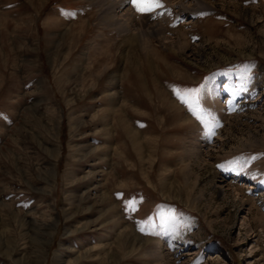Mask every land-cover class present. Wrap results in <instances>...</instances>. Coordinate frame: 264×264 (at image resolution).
Here are the masks:
<instances>
[{
    "label": "rangeland",
    "instance_id": "1",
    "mask_svg": "<svg viewBox=\"0 0 264 264\" xmlns=\"http://www.w3.org/2000/svg\"><path fill=\"white\" fill-rule=\"evenodd\" d=\"M118 1L0 0V264H264V0Z\"/></svg>",
    "mask_w": 264,
    "mask_h": 264
},
{
    "label": "snow or ice",
    "instance_id": "2",
    "mask_svg": "<svg viewBox=\"0 0 264 264\" xmlns=\"http://www.w3.org/2000/svg\"><path fill=\"white\" fill-rule=\"evenodd\" d=\"M131 3L135 7V9L140 13L152 12L155 8H159L162 6L160 0H131ZM199 92H200L199 88L187 90V94L189 97L197 96ZM180 98L183 102L189 103L191 107V103L189 99H187L185 96H181ZM129 203L134 204V202L132 201H130ZM133 210L135 209L133 208Z\"/></svg>",
    "mask_w": 264,
    "mask_h": 264
},
{
    "label": "bare ground",
    "instance_id": "3",
    "mask_svg": "<svg viewBox=\"0 0 264 264\" xmlns=\"http://www.w3.org/2000/svg\"><path fill=\"white\" fill-rule=\"evenodd\" d=\"M117 6H118V8H119V10H120V12H122V11H124V9L128 6V1L127 0H120V1H118L117 2ZM127 9V8H126ZM126 11V10H125ZM128 11H129V9H128ZM123 13V12H122ZM115 15V14H114ZM122 15H124V14H122ZM132 15V14H131ZM130 15V16H131ZM121 16V15H120ZM126 16V15H125ZM117 17H119V16H117ZM116 17V18H117ZM132 18V17H131ZM126 19H128L129 20V15L128 16H126ZM133 19V18H132ZM152 19V18H151ZM124 21V20H123ZM119 22V21H118ZM125 22V21H124ZM143 24L145 23V24H149V28H152V29H154V25H155V23H151L150 22V20H149V18L148 19H144V21L142 22ZM150 24H152V25H150ZM136 65V64H135ZM135 69H136V67H135ZM139 74V73H138ZM126 124H128L127 123V121L125 122ZM129 128H130V125H129ZM133 140H134V138H133ZM47 240V239H46ZM46 243H48V241H46ZM45 243V244H46ZM42 244H44V243H42Z\"/></svg>",
    "mask_w": 264,
    "mask_h": 264
}]
</instances>
